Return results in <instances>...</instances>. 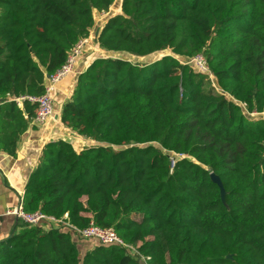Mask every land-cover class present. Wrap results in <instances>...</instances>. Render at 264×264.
<instances>
[{"label": "trees", "instance_id": "1", "mask_svg": "<svg viewBox=\"0 0 264 264\" xmlns=\"http://www.w3.org/2000/svg\"><path fill=\"white\" fill-rule=\"evenodd\" d=\"M116 0H0V150L15 142L46 75ZM95 44L147 57L95 58L60 114L95 146H44L24 193L78 230L111 228L146 264H264V0H120ZM203 53L216 79L188 62ZM23 115H26L25 119ZM28 119V120H27ZM181 155L171 168L172 155ZM222 184L213 183L210 174ZM69 228L14 226L0 264H143L115 245L86 250Z\"/></svg>", "mask_w": 264, "mask_h": 264}, {"label": "crops", "instance_id": "2", "mask_svg": "<svg viewBox=\"0 0 264 264\" xmlns=\"http://www.w3.org/2000/svg\"><path fill=\"white\" fill-rule=\"evenodd\" d=\"M112 11H114V13H112ZM119 13L120 0L115 1V4L109 8V12L93 11L94 25L89 30V38L93 44L86 49L83 57L79 60L75 73L58 84L54 94V110L52 118L42 128L34 126L31 120L27 121L25 131L19 135L15 142L14 155H10L7 152L0 150V241L6 239L14 226L20 223L14 217L7 216L6 211L18 205L30 175L35 171L39 164L44 146L57 140H63L70 143L76 152L95 146L93 141L80 137L63 126L60 120L62 107L70 100L78 76L85 71L95 58L98 57L124 58L132 63L140 64L156 60V58H153L156 54L147 57H136L128 54L107 52L95 44L96 37L107 19ZM95 14L102 17L96 19ZM132 59L136 60L132 61ZM46 76L47 75L45 74L44 82ZM216 89V91L220 92L218 88ZM11 100V97L5 99L0 97V104L10 102ZM22 105L23 103L20 105L17 104V108L22 110ZM23 116L25 119L27 118L26 115ZM94 243L95 242L88 243L89 245L86 247V250L91 249L94 246Z\"/></svg>", "mask_w": 264, "mask_h": 264}, {"label": "built area", "instance_id": "3", "mask_svg": "<svg viewBox=\"0 0 264 264\" xmlns=\"http://www.w3.org/2000/svg\"><path fill=\"white\" fill-rule=\"evenodd\" d=\"M93 42L87 37L80 38L73 47L67 52L66 59L64 63L58 68L54 73L47 75L45 82L43 84V93L40 96H24L15 99V102L20 105L23 102H28L35 106L34 116L31 122L34 126L42 128L53 116L54 110V94L59 83L64 79L75 73L77 64L79 60L83 57L86 49L91 47ZM200 74L205 75L207 79L212 83V87L217 88L216 79L210 71L209 64L203 53L196 54L189 62ZM219 89V88H218ZM217 90V89H216ZM237 103L243 110L244 114L251 118H261L264 120V111L258 113L253 111L248 113L246 111L245 104ZM183 158L181 155H172L170 158L171 168L174 167L176 161ZM7 216L14 217L18 222L30 226V227H42L43 229L51 228H69L71 231L79 235L84 240L93 241L101 246H111L115 245L123 248L130 256L138 257L140 261L144 264L147 263L149 258L140 256L136 247L126 244L122 239H120L116 232L111 228H100L94 224L92 220L86 228L78 230L72 225L66 222L67 214L60 220L53 217L47 216L41 212L26 213L23 209V199L17 206L6 211Z\"/></svg>", "mask_w": 264, "mask_h": 264}, {"label": "rangeland", "instance_id": "4", "mask_svg": "<svg viewBox=\"0 0 264 264\" xmlns=\"http://www.w3.org/2000/svg\"><path fill=\"white\" fill-rule=\"evenodd\" d=\"M116 1H118V0H116ZM115 4V3H114ZM112 10H113V7H112ZM108 12H109V10H108ZM112 13H114V11H112ZM95 16H96V19L97 18H100V17H102V16H98V15H96L95 14ZM165 54H170L168 51L167 52H164V53H160V54H156V55H154V57L153 58H161L163 55H165ZM151 58V57H150ZM136 60V59H135ZM135 60H133L132 59V61H135ZM147 60V59H146ZM148 60H150V59H148ZM208 85L210 86V85H212V83L208 80ZM217 87V86H216ZM218 88V87H217ZM144 264V263H143Z\"/></svg>", "mask_w": 264, "mask_h": 264}, {"label": "water", "instance_id": "5", "mask_svg": "<svg viewBox=\"0 0 264 264\" xmlns=\"http://www.w3.org/2000/svg\"><path fill=\"white\" fill-rule=\"evenodd\" d=\"M210 179H211V181H212L213 183H216V184L220 187L221 192H223L222 184H221L219 178H218L217 176H215L214 174L211 173V174H210Z\"/></svg>", "mask_w": 264, "mask_h": 264}]
</instances>
